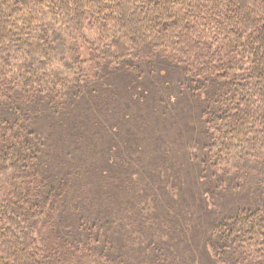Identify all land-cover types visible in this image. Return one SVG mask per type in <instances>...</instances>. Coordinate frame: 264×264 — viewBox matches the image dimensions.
Segmentation results:
<instances>
[{
	"label": "trees",
	"instance_id": "1",
	"mask_svg": "<svg viewBox=\"0 0 264 264\" xmlns=\"http://www.w3.org/2000/svg\"><path fill=\"white\" fill-rule=\"evenodd\" d=\"M156 63L201 97L204 143L183 164L264 203V0H0V264H139L110 211L69 214L70 182L42 170L30 116L64 113L109 68L142 81ZM201 245L202 264H264V205L213 223ZM151 249L140 263L176 264Z\"/></svg>",
	"mask_w": 264,
	"mask_h": 264
},
{
	"label": "rangeland",
	"instance_id": "2",
	"mask_svg": "<svg viewBox=\"0 0 264 264\" xmlns=\"http://www.w3.org/2000/svg\"><path fill=\"white\" fill-rule=\"evenodd\" d=\"M78 52L87 57L83 46ZM153 70L140 81L109 68L102 89L83 94L64 113L30 111L31 127L42 140L45 174L66 172L71 216L88 220L105 208L96 217L104 220L110 211L113 234L137 238L128 253L139 264L155 246L168 249L176 264H202L201 243L213 223L264 203L253 191L230 189L216 174L183 164V153L200 156L204 143L201 97L190 96L176 68L156 63Z\"/></svg>",
	"mask_w": 264,
	"mask_h": 264
}]
</instances>
